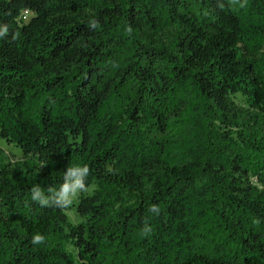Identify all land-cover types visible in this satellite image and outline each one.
Returning <instances> with one entry per match:
<instances>
[{
	"label": "trees",
	"instance_id": "1",
	"mask_svg": "<svg viewBox=\"0 0 264 264\" xmlns=\"http://www.w3.org/2000/svg\"><path fill=\"white\" fill-rule=\"evenodd\" d=\"M4 27L0 264H264V0H0Z\"/></svg>",
	"mask_w": 264,
	"mask_h": 264
},
{
	"label": "clouds",
	"instance_id": "2",
	"mask_svg": "<svg viewBox=\"0 0 264 264\" xmlns=\"http://www.w3.org/2000/svg\"><path fill=\"white\" fill-rule=\"evenodd\" d=\"M8 31L7 27L0 29V36H3ZM89 173V169L87 166H84L82 169L80 167H70L69 171L66 175V179L70 180L69 183H65L62 186L61 192L58 194L59 199L65 203H72V198L76 197L80 192L87 191V187L83 182V177ZM51 191V189H49ZM32 199L34 201H38L41 205H48L49 201L47 198L42 197L41 191L38 187H34L32 189ZM154 211H158V209L153 206ZM43 237L39 234L34 236L33 243H40L43 241Z\"/></svg>",
	"mask_w": 264,
	"mask_h": 264
},
{
	"label": "rangeland",
	"instance_id": "3",
	"mask_svg": "<svg viewBox=\"0 0 264 264\" xmlns=\"http://www.w3.org/2000/svg\"><path fill=\"white\" fill-rule=\"evenodd\" d=\"M0 150H2L8 157L10 160H18L20 157L18 155V153L16 152V149L14 150L12 147H9L5 144V142L3 140L0 139ZM13 155V156H11ZM87 193L90 192V190L86 191ZM81 194L79 193L76 197H73L72 199V203H71V207L67 212V216L70 220L71 223L73 224H78L80 222V219L78 218L76 212H75V205L77 204L78 201V197Z\"/></svg>",
	"mask_w": 264,
	"mask_h": 264
}]
</instances>
